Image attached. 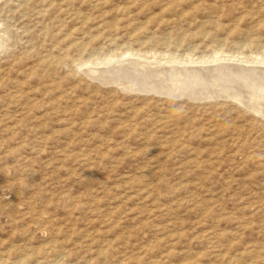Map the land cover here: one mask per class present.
<instances>
[{
    "label": "rangeland",
    "instance_id": "rangeland-1",
    "mask_svg": "<svg viewBox=\"0 0 264 264\" xmlns=\"http://www.w3.org/2000/svg\"><path fill=\"white\" fill-rule=\"evenodd\" d=\"M262 85L264 0H0V264H264Z\"/></svg>",
    "mask_w": 264,
    "mask_h": 264
},
{
    "label": "bare ground",
    "instance_id": "bare-ground-1",
    "mask_svg": "<svg viewBox=\"0 0 264 264\" xmlns=\"http://www.w3.org/2000/svg\"><path fill=\"white\" fill-rule=\"evenodd\" d=\"M258 57V56H257ZM209 59H207V61H214V62H216V61H218V59H220V58H223V57H220V58H214V57H208ZM231 58V57H230ZM120 61V60H119ZM172 61V60H171ZM174 61V60H173ZM230 61V60H229ZM244 61V60H243ZM258 60H256V62H257ZM196 62V61H195ZM199 62H205L206 63V60H203V59H201V60H199ZM227 62V61H226ZM255 62V61H254ZM259 62V61H258ZM209 63V62H208ZM141 64H143V63H141ZM207 64V63H206ZM240 64V63H239ZM143 65H147L146 63H144ZM170 65V64H169ZM166 66V65H165ZM124 67V66H123ZM155 67V66H154ZM153 67V68H154ZM189 67V66H188ZM209 67V66H208ZM243 67V66H242ZM122 68V67H121ZM143 68V67H142ZM186 68V67H185ZM215 68H219V67H215ZM215 68H209V69H215ZM236 68V67H235ZM240 68V67H239ZM173 71V72H175L174 71V68L173 67H170L169 69H167V68H164V67H157V68H155V70H152V71H150V72H155V73H159V72H163L164 74H171V70ZM179 69V68H178ZM203 69V68H202ZM231 69H232V67H231ZM252 69V68H251ZM258 69V68H257ZM91 70V69H90ZM93 70V69H92ZM176 70V69H175ZM183 70H190V69H183ZM196 70V73L197 74H200V72H201V70L199 71V70H197V69H192V72L193 71H195ZM206 70V69H205ZM217 70V69H216ZM235 70H237V69H235ZM253 70H255L256 71V68H254L253 67ZM262 70V69H261ZM126 71H127V69H126ZM179 71V70H178ZM182 71V70H181ZM207 71H209L208 69H207ZM250 71V70H249ZM258 71V70H257ZM98 72V71H97ZM111 72V71H110ZM136 72V71H135ZM148 72V71H147ZM172 72V73H173ZM213 72V71H212ZM217 72V71H216ZM102 73H104V70H100L99 71V76H100V74H102ZM128 73V72H127ZM127 73H126V75H127ZM189 73H191V72H189ZM194 73V72H193ZM202 73H204V69L202 70ZM205 73H207V72H205ZM255 73V72H254ZM122 74H124L123 72H122ZM122 74H120V75H122ZM133 74H134V72H133ZM145 74V73H144ZM160 74V73H159ZM163 74V75H164ZM180 74V73H179ZM184 74V73H183ZM197 74H196V76H197ZM252 74V73H251ZM259 74V73H258ZM155 75V74H154ZM160 75H162V73L160 74ZM172 75V74H171ZM187 75V74H186ZM190 75V74H189ZM227 75V74H226ZM235 75V74H234ZM128 76H130V75H128ZM133 76V75H132ZM137 76H139V75H137ZM137 76L135 77V79L137 78ZM140 76H142V75H140ZM153 76V75H152ZM183 76V75H182ZM199 76V75H198ZM201 76V75H200ZM199 76V78H201ZM101 77V76H100ZM102 77H104L103 76V74H102ZM110 76H108V78H109ZM112 77V76H111ZM121 77V76H120ZM173 77V76H172ZM190 77V76H189ZM240 77V76H239ZM260 77V76H259ZM115 78V77H114ZM113 78V79H114ZM123 78V77H122ZM144 78H146V76L144 77ZM169 78H170V76H169ZM176 78V77H175ZM261 78V77H260ZM125 79H127V77L125 78ZM151 79V78H150ZM172 79V78H171ZM173 79H174V77H173ZM206 79V78H205ZM108 80V79H107ZM110 80V79H109ZM122 80V79H121ZM139 80V79H138ZM175 80V79H174ZM191 80V79H190ZM201 80V79H200ZM123 81V80H122ZM192 81V80H191ZM193 81L195 82V81H198V80H196V79H193ZM205 81V80H204ZM117 82V81H116ZM129 82V81H128ZM132 82V81H131ZM139 82H140V80H139ZM144 82V81H143ZM150 82V81H149ZM160 82V81H159ZM163 82H165L164 80H163ZM193 82V83H194ZM201 82V81H200ZM142 83V82H141ZM153 83H155V82H153ZM162 83V82H161ZM181 83V82H180ZM192 82H191V84H193ZM202 83V82H201ZM121 84V83H120ZM119 84V85H120ZM122 84H124L125 85V83H122ZM121 84V85H122ZM131 84H133V83H131ZM146 84V83H145ZM144 84V85H145ZM185 84H187V83H185ZM184 84V85H185ZM205 84V83H204ZM260 84V83H259ZM143 85V86H144ZM147 85V84H146ZM144 86L145 88L146 87H148V86ZM153 85V84H152ZM151 85V86H152ZM143 86H137V90H140L141 92H142V87ZM150 86V87H151ZM155 86V84L153 85V87H151V90H154L155 92H156V90L154 89V88H157V87H154ZM162 86V85H161ZM190 86V85H189ZM246 86V85H245ZM254 86V85H253ZM261 86V85H260ZM260 86H258V87H260ZM125 87H129V85L128 86H125ZM135 86H133V88H134ZM138 87H140V89L138 88ZM143 87V90L145 89ZM257 87V88H258ZM262 87H263V85H262ZM132 88V87H131ZM161 88V87H160ZM190 88V87H189ZM187 88V86H183V88H181L180 86H178V87H173V88H170V91L168 92V91H166V92H168V94H174L175 96H180V95H186V96H188V97H191V98H204V97H213V96H217V95H215V94H219L218 92H216V91H213V90H210V91H206V93H205V91H204V93L203 92H196V91H194L195 89H193V87L192 88ZM208 88V87H207ZM253 88V87H252ZM136 89V88H135ZM136 90V91H137ZM149 90V89H148ZM163 90V89H162ZM153 91V92H154ZM133 92V91H132ZM158 92H159V89H158ZM157 92V93H158ZM253 92V91H252ZM259 92H261V93H259V96H255V97H253V101L251 100V99H246V98H243V97H234V96H231V95H226V96H228V97H230V98H232V99H234V100H236V101H238L239 103H241V104H243V105H245V106H247V107H249L250 109H252V111H255V112H257V113H262V114H264V100H262L263 98H264V96L263 95H261L262 93H264V87L263 88H259ZM255 93V92H254ZM160 94V93H159ZM231 94V93H230ZM234 94V93H233ZM257 95V94H256ZM219 96H221V95H219ZM225 96V95H224ZM240 96V95H239ZM250 98V97H249ZM262 98V99H261ZM246 99V100H245ZM262 100V101H261ZM259 101H261V102H263V103H257V102H259ZM253 102H255L256 104H253ZM248 109V108H247ZM64 156V155H63Z\"/></svg>",
    "mask_w": 264,
    "mask_h": 264
}]
</instances>
